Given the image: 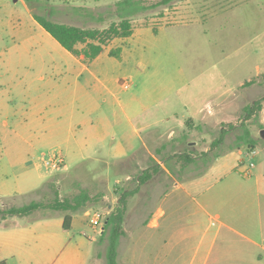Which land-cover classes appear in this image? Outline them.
I'll use <instances>...</instances> for the list:
<instances>
[{"label":"rangeland","instance_id":"374dc122","mask_svg":"<svg viewBox=\"0 0 264 264\" xmlns=\"http://www.w3.org/2000/svg\"><path fill=\"white\" fill-rule=\"evenodd\" d=\"M137 2L0 0V261L31 264L33 255L32 264H47L54 254L106 264L107 238L85 212L106 219L122 191L137 186L150 153L169 143L171 152L200 157L172 160L179 186L168 197L158 195L154 177L125 198L118 263L264 264V0ZM34 13L90 28L128 17L133 32L83 62ZM256 101L260 109L244 123L258 144L238 147L239 154L229 148ZM223 129L222 143L205 158ZM54 189L60 200L90 199L75 211L5 212L52 203ZM171 204L173 243L158 244L156 229L141 222L159 206L169 215ZM65 214L73 216L69 229Z\"/></svg>","mask_w":264,"mask_h":264},{"label":"trees","instance_id":"16d2710c","mask_svg":"<svg viewBox=\"0 0 264 264\" xmlns=\"http://www.w3.org/2000/svg\"><path fill=\"white\" fill-rule=\"evenodd\" d=\"M146 0H139V7ZM172 0H155L152 2V6H157L161 4H169ZM33 18L35 21L47 31L64 49L70 52L72 55L79 57L83 62L91 61L97 57L104 49L106 45L109 44L111 40L118 37H128L132 34V23L130 18L122 17L119 21H112L108 26L105 27H81L77 25H72L64 22H59L50 19L49 17L41 14L34 13ZM119 49H110L109 55H118ZM264 79V72L262 73ZM252 81H247L251 83ZM254 109H260V101H256L246 108V114L244 115L243 121L240 123V132L236 135L235 144L230 146L229 149L238 148L242 145H247L249 148H253L258 144V139L253 137L249 128L245 125L244 121L249 119L254 113ZM226 134L223 129L220 132V137L212 143L210 151L202 152V155L206 156L218 147ZM209 152V153H208ZM213 154V153H212ZM211 154V155H212ZM178 161L185 159L186 164L195 163L200 157L191 156L190 154H185L184 152L175 155ZM203 157V156H201ZM203 157V158H204ZM159 165L155 162L150 168L141 171L137 176L138 186L131 191H122L119 199L118 205L114 210L110 211L105 219L104 230L101 236L107 238L106 246V264H119L117 260V246L120 237L124 234L123 229V218L125 213V198L131 196L135 191H137L140 184L146 182L151 176L157 172ZM55 193V198L52 203L44 204L38 201H32L21 207H12L5 212L11 215H24L28 214L40 207H49L56 210H72L75 211L79 209L84 203L90 199L87 193H81L74 196L72 199L64 198L60 200L57 196V191L53 190ZM71 223V215L65 214L63 217L62 227L64 229H69ZM0 264H5L1 261Z\"/></svg>","mask_w":264,"mask_h":264},{"label":"crops","instance_id":"0c3cea01","mask_svg":"<svg viewBox=\"0 0 264 264\" xmlns=\"http://www.w3.org/2000/svg\"><path fill=\"white\" fill-rule=\"evenodd\" d=\"M208 104L209 103H206V106ZM126 117H127L128 121H130V119H131L130 116L127 115ZM177 126H175V127L173 126V127H171L170 129H168L166 131L168 138L172 137L175 134V130L179 127V126L178 127ZM134 130L137 131L136 128H134ZM151 133H153V134L155 133L154 135L156 137H161L162 136L161 134L156 133L154 131H151ZM143 147L147 148V141H145V140H144V143H143ZM171 147H172V144L163 143L159 147H156L154 149L155 153H150V160H149L150 162L146 166L141 167V171H143V170H145L147 168H150L151 165L154 164V162L157 165H159V169L146 182L140 184L138 189H137V191H135L131 195V197L138 196V193H140L143 185H149L150 181H153L154 177L156 178V181H157V184H158L157 186L155 185V189L159 191L158 195L165 194V197H168L167 196L168 193H165V191H167L168 189H169V191L170 190L172 191L174 186H175V188H178L179 181H178V177H176V175L173 173L174 167L172 166V164H173L172 160L175 163H178V159H177V157L175 155L179 154V152H174V151L171 152V151L167 150V149H171ZM234 149H237L239 154L241 153L239 148H234ZM248 152L250 154H254L255 150H249ZM42 160H43V158H42ZM61 160H62V158H61ZM242 161H243L242 158H238L237 159L238 164H242ZM43 162H44L45 165L51 166V168L53 167L51 165V163L50 164H46L45 161H43ZM230 167H233V166H230ZM244 177H248V175H245ZM129 178H130V175H127L126 179H129ZM229 185L230 184H228V186ZM137 186H138V184H137ZM136 187H134L133 189H135ZM124 190L125 191H130L131 189L129 190L128 188H125ZM170 209L172 211H171V213L169 215H167V211H165L163 207L159 206L154 213L148 214L143 219V221L141 222V223H144L146 227H151V228H155L156 229V233L155 234L157 235V237L159 239L160 238L162 239V240L156 241L158 244L163 243L165 245H167V244L168 245H172V243H173L172 241L174 239V232H175V229H174L175 218L173 217V214H174V212H175V210L177 208H175L171 204ZM201 209L205 210V207L202 206ZM140 212L142 213L143 210H141ZM85 214L88 216V212H85ZM72 223H73V216H71L70 227H71ZM219 224L220 225H224L226 227H229L228 224L225 223V222H220ZM103 226L104 225H102L101 229L98 230L99 235H101V233L103 231L102 230ZM162 229H164V230H162ZM236 233L240 234L243 237L245 236L243 233H241L239 231H236ZM262 234H263V232H262ZM249 239L251 241H253L251 238H249ZM79 256L80 255L69 256V255H54V254H52V255H49V257L44 262H47V264H87L85 262V260H86L85 256H82V257H79ZM34 257L35 256L31 255V264L33 262V258ZM1 261L5 262V260H1ZM5 264H7V263L5 262Z\"/></svg>","mask_w":264,"mask_h":264},{"label":"built area","instance_id":"2783aa9c","mask_svg":"<svg viewBox=\"0 0 264 264\" xmlns=\"http://www.w3.org/2000/svg\"><path fill=\"white\" fill-rule=\"evenodd\" d=\"M60 161V159H59ZM46 164H50L55 167L56 166V162L54 160H49V161H45ZM253 164H250V167H252ZM245 175H248V173H245ZM88 216H90V224L93 228H98V230L101 229V226L103 225L105 216L103 213L99 212V211H93L92 213H88Z\"/></svg>","mask_w":264,"mask_h":264},{"label":"water","instance_id":"95a60500","mask_svg":"<svg viewBox=\"0 0 264 264\" xmlns=\"http://www.w3.org/2000/svg\"><path fill=\"white\" fill-rule=\"evenodd\" d=\"M259 134H260V137L264 139V128H262V129L259 131ZM102 230H104V226H103Z\"/></svg>","mask_w":264,"mask_h":264}]
</instances>
